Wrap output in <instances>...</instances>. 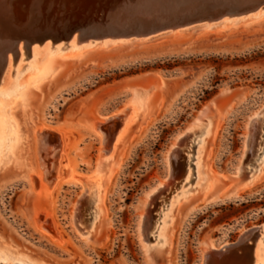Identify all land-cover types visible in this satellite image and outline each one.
<instances>
[{
	"label": "rangeland",
	"instance_id": "rangeland-1",
	"mask_svg": "<svg viewBox=\"0 0 264 264\" xmlns=\"http://www.w3.org/2000/svg\"><path fill=\"white\" fill-rule=\"evenodd\" d=\"M248 24L82 52L48 40L10 53L0 71V120L10 121L0 131V264H201L208 245L264 226V168L241 190L264 162V19ZM50 59L53 76L31 83L32 68ZM122 111L129 138L102 161L109 145L95 123ZM43 129L52 134L47 165L59 166L51 188L39 162ZM163 226L168 245L152 253Z\"/></svg>",
	"mask_w": 264,
	"mask_h": 264
},
{
	"label": "water",
	"instance_id": "water-1",
	"mask_svg": "<svg viewBox=\"0 0 264 264\" xmlns=\"http://www.w3.org/2000/svg\"><path fill=\"white\" fill-rule=\"evenodd\" d=\"M260 7L264 0H0V47L21 43L28 53L35 41L67 43L73 35L93 41L146 39ZM124 120L109 129L119 130ZM257 233L251 240L216 244L215 251L203 249L201 264H254Z\"/></svg>",
	"mask_w": 264,
	"mask_h": 264
},
{
	"label": "bare ground",
	"instance_id": "bare-ground-1",
	"mask_svg": "<svg viewBox=\"0 0 264 264\" xmlns=\"http://www.w3.org/2000/svg\"><path fill=\"white\" fill-rule=\"evenodd\" d=\"M264 19V7H260L258 9L255 10H251L245 13H241L238 15H233L231 18H227V16H224L220 19H210V20H202L201 22H199L197 25L191 26V27H187L178 31H174V32H168V33H164L161 35H170V36H174L180 33H184L187 32L189 30H193V29H201V30H206V29H213L217 26L229 23V25L232 26H236L238 24H242L244 23H249L248 25H256L257 23L261 22ZM206 23V24H205ZM203 24V25H200ZM228 25H225V27ZM160 36V35H158ZM153 38V37H152ZM146 39H150V38H146ZM146 39H129V40H124V39H111V38H102L101 41H96V40H92V39H82L79 38L77 35H73L71 38L66 39V41H69L70 43V48L74 49V51H78V52H82L85 51L86 49H92L91 47H97V46H101L103 48H107L110 47L112 45H123L126 43H130L132 41H144ZM49 42L48 40H45L43 42L41 41H35L31 46V48H33L35 44H41L43 45L44 43ZM61 42V41H59ZM97 42H100V44H95ZM58 43V42H57ZM56 44V43H55ZM77 45H80V47H77ZM54 46V44H53ZM30 48V49H31ZM20 50H23V45L21 43H19L18 46L15 47V44H10V43H6L4 45H2L0 47V71L4 70L6 68V66L8 65V60H9V55L10 53H12L13 56H15L16 54H18V58L20 56ZM34 50H36V48H34ZM24 51V50H23ZM36 52V51H35ZM10 55V56H12ZM12 56V57H13ZM17 58V59H18ZM62 58V57H61ZM3 63V68L1 67V64ZM2 68V69H1ZM56 67L53 64L52 59H50L47 63L43 64L42 66L36 65L34 68H32L31 74L29 75H35L33 78H31V83L32 82H42L45 79L50 78L51 76H53V74L56 71ZM28 77V76H27ZM23 81V80H22ZM24 81H26V79H24ZM23 83V82H21ZM21 85V84H20ZM21 96H25V91H23L21 93ZM129 109V111L131 112V108H127ZM130 117V113L127 114L124 111H122L120 114L115 115L113 117H108L107 119H105V121H99L95 123V131L101 136L102 138V143L105 146L109 145L110 148L107 147V149L103 150L102 153V161L107 160L110 157V153L113 149H115V152H120L121 148L126 144L129 135H130V123H128L126 126V122L127 119ZM259 118V117H258ZM257 119L254 120V122H256ZM117 119H125L123 125L121 126V128L119 130H116L115 132L111 133V130L109 129V124H111L113 121L117 120ZM253 124V123H252ZM10 125V121H8L7 119H3L0 120V131L2 132V130H4V127L7 128ZM105 126H108V128H105ZM212 133V124H208L207 127L205 128V134L206 136H209ZM52 136V134L50 132H48L46 129H43L42 131H37L36 132V137H37V146H38V154H39V162H40V167L43 171V182H45L47 185H49V187L51 188L53 186L54 183H56V179L58 177V169L59 166L55 165L54 163L48 167L47 162H46V158L44 157L43 153H45V147L47 143L48 138ZM117 140V141H116ZM46 141V142H45ZM116 141V144L114 145ZM59 146V145H58ZM179 145H177L175 147V149L171 152L170 155V159L172 162L174 152L176 150V148H178ZM48 149V146L47 148ZM52 152V151H51ZM55 154V153H54ZM200 163H198V167H199ZM264 168V162H263V166L259 171V174H257L256 176H251L248 180V183L241 189V190H245L250 188L254 182L257 181V179L259 178V175L262 173ZM173 165H171V174H173ZM38 173V177L42 178L41 173ZM110 173V171H109ZM242 175V173H241ZM74 178L83 185L84 189H85V193L84 195L87 193L88 191V183L86 181V179L79 177V175H74ZM30 180L33 182L36 191H39V183L41 184V189H45L47 192V188L46 186L43 184V182H40L37 180V178L35 176H31ZM245 183L244 180H241L236 187L241 188L243 186V184ZM237 189V190H238ZM160 190V189H159ZM237 193V192H236ZM235 194V193H232ZM236 196H239V194H237ZM152 198V195H151ZM78 215V212L76 214V216ZM90 215H93L90 213ZM146 216V215H145ZM48 215H45V219L48 220ZM93 217V216H92ZM45 222V223H44ZM43 223L40 222L38 217H35L33 223H34V227L40 231L43 235L48 236L51 240H54L55 237L50 233V231H48L46 229V221L44 220ZM166 221H164V219L161 221V223L164 225ZM78 223V222H77ZM49 225V224H48ZM51 227V226H50ZM169 230L167 229V227L161 228L157 230V236L154 238L155 241H159V243H161V245L156 248L158 246V244H156L153 248H152V253L155 254H159L162 253L163 250L165 249V247H167L168 242H169ZM258 231L257 235L253 238V245H254V249H253V255H254V264H264V226H260V227H256L253 229H250L246 232H244L240 238L243 240H251L252 236H254V232ZM47 237V238H48ZM150 239H147L146 236H144V241H146V243H151V241H149ZM238 240V241H239ZM230 244H225L224 246H228ZM218 247L214 244H210L208 245L205 250V252H209L211 250L215 251ZM8 254L10 255H14V253L10 250L5 249ZM168 253V251H165L162 255L166 256ZM37 264V263H34Z\"/></svg>",
	"mask_w": 264,
	"mask_h": 264
}]
</instances>
